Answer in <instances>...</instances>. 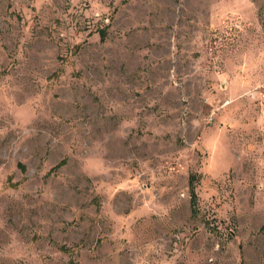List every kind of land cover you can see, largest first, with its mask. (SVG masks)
<instances>
[{"label":"rangeland","instance_id":"rangeland-1","mask_svg":"<svg viewBox=\"0 0 264 264\" xmlns=\"http://www.w3.org/2000/svg\"><path fill=\"white\" fill-rule=\"evenodd\" d=\"M0 264H264V0H0Z\"/></svg>","mask_w":264,"mask_h":264},{"label":"trees","instance_id":"trees-1","mask_svg":"<svg viewBox=\"0 0 264 264\" xmlns=\"http://www.w3.org/2000/svg\"><path fill=\"white\" fill-rule=\"evenodd\" d=\"M193 190H194V189H193V187H192V191H193ZM196 197H197L196 192L193 191V201H195Z\"/></svg>","mask_w":264,"mask_h":264}]
</instances>
